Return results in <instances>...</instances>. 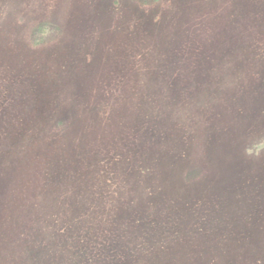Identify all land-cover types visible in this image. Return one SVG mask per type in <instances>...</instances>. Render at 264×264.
<instances>
[{"label":"rangeland","instance_id":"obj_1","mask_svg":"<svg viewBox=\"0 0 264 264\" xmlns=\"http://www.w3.org/2000/svg\"><path fill=\"white\" fill-rule=\"evenodd\" d=\"M109 227L111 264H264V0H0V264Z\"/></svg>","mask_w":264,"mask_h":264},{"label":"trees","instance_id":"obj_2","mask_svg":"<svg viewBox=\"0 0 264 264\" xmlns=\"http://www.w3.org/2000/svg\"><path fill=\"white\" fill-rule=\"evenodd\" d=\"M203 207H207V205H204ZM203 209H201L202 211ZM196 211V212H195ZM195 212V213H194ZM197 213V209L192 205L191 209H185L184 215L185 218L192 217L194 218ZM137 215V214H136ZM136 215L132 218L131 224H139L137 221ZM142 215H147L148 219H150L152 225L154 226L155 230H163V228H166V231L168 228H171L168 226L170 219H165L167 223L165 225L161 224V220L158 218H163V216L159 213V211L151 213L148 215L146 213H143ZM141 215V216H142ZM150 216V217H149ZM140 217V216H139ZM167 217V216H166ZM188 222V221H187ZM186 222V223H187ZM116 229V230H115ZM109 227V229L101 235L96 232V234L87 235L84 233L82 236H77V240H82L80 242V245H82V248L77 251L79 255H81L80 259H86V262L83 264H111L113 260L115 259V254H119L120 250V243L118 242L119 238L117 233V228ZM109 248V249H108ZM76 252L74 253L75 256Z\"/></svg>","mask_w":264,"mask_h":264}]
</instances>
